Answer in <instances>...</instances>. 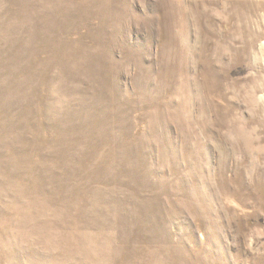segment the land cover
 <instances>
[{"label": "rangeland", "instance_id": "obj_1", "mask_svg": "<svg viewBox=\"0 0 264 264\" xmlns=\"http://www.w3.org/2000/svg\"><path fill=\"white\" fill-rule=\"evenodd\" d=\"M0 264H264V0H0Z\"/></svg>", "mask_w": 264, "mask_h": 264}]
</instances>
